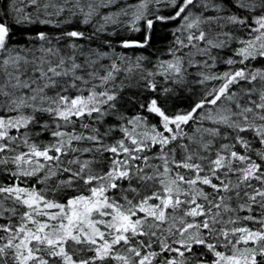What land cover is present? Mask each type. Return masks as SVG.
Masks as SVG:
<instances>
[{
    "label": "snow or ice",
    "instance_id": "snow-or-ice-1",
    "mask_svg": "<svg viewBox=\"0 0 264 264\" xmlns=\"http://www.w3.org/2000/svg\"><path fill=\"white\" fill-rule=\"evenodd\" d=\"M0 264H264V0H0Z\"/></svg>",
    "mask_w": 264,
    "mask_h": 264
}]
</instances>
